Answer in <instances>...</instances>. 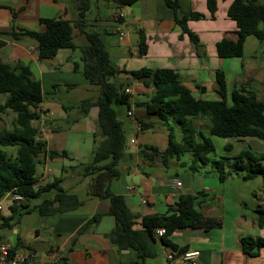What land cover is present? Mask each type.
<instances>
[{
  "label": "crops",
  "instance_id": "obj_1",
  "mask_svg": "<svg viewBox=\"0 0 264 264\" xmlns=\"http://www.w3.org/2000/svg\"><path fill=\"white\" fill-rule=\"evenodd\" d=\"M215 1L216 10L212 13L208 0H180V18L189 16L192 12L204 15L187 21L188 29L197 37L196 41L176 24L175 13L165 0H136L126 5H120L116 0L91 1L86 29L95 31L96 29H89V26L98 28L96 32L103 40L112 64L118 70L112 79L122 83L124 89H131L130 106L124 112L127 123L135 125L134 135L130 138L131 142L132 139L135 140L134 148L130 145L126 147L125 160L120 163V175H124L126 185L111 190L125 197L128 206L137 215V227L140 226L143 215L165 213L182 194L196 195L201 192L199 188H203V193L210 191L212 185L207 177L213 170L204 165L193 170L190 166L181 164L180 156H171L164 163L162 152L168 142L159 147L150 143L145 138L147 133L144 132L149 129L154 132L162 129L169 135L168 122L149 114L144 105L154 93L155 85L150 80L136 79L131 72L144 67L172 68L178 72L180 82L191 88L196 97L216 99V74L218 69H223L229 93L235 87L244 85L264 100V54L245 53L251 35L245 41L243 56L218 55L217 43L223 38L236 39L237 25L227 13L233 0ZM260 1L264 4V0ZM77 4L76 0H0V38L5 40L0 48V62L29 65L34 77L41 81L44 91L40 116L33 120L38 129V139L46 147V151L36 158L38 185L56 178L63 180L67 168L86 163L82 161L83 158L89 154L91 156L94 148L93 138L99 108L96 104L90 108H82L81 104L86 99L95 102L99 97L100 87L91 84L84 75L81 46L87 40L86 34L74 26L73 40L77 48H61L54 58L40 59L37 41L24 33V30H42V17H60L74 23L78 18ZM115 10L123 12V17L116 19L113 16ZM141 32L145 34L146 41L144 54L140 52ZM80 86L91 92L90 97L76 101L61 100L60 94L76 90ZM129 111L134 114L132 118L128 116ZM137 121L148 122L149 127L141 129ZM169 123L175 126L176 139L180 140V126L173 119ZM245 138L249 137L243 139ZM146 146H155L159 151L156 153L149 149L144 152ZM13 150L14 153H8L12 158L17 152V149ZM50 150L66 151L68 156L52 158L48 154ZM148 153L152 156L149 157ZM187 153L192 161V152ZM185 154L186 152L182 156ZM214 171L215 174L218 173L216 169ZM197 174L200 176H196ZM86 179L90 180V177H84ZM177 181H181V185L178 186ZM11 196L8 193L0 200L2 204L5 200L8 208L5 211L2 205L1 215H11ZM83 200L84 204L76 210L60 213L56 217L40 216L30 230H23L22 224L14 225L8 230L16 238L9 239L3 234L0 239L12 242L17 248L28 247L34 253L38 264L46 263L50 251H57L61 261L66 264H122L128 259L130 250L118 251L108 237L116 226V219L110 213V198H98L89 194ZM204 204L205 211H201V219L191 227L177 229L170 235V239L184 247L186 252L199 251L195 260L190 262L264 264V247L257 253L249 254L242 246V237L251 236L245 234L246 229L256 224L245 214H237L232 222H228L223 203L221 206H213L214 208L211 201ZM32 211L25 214L29 215ZM94 215L98 217L92 220ZM215 222L220 224L210 227ZM1 230L6 231L7 228ZM168 250L169 247L157 239V255L149 258L148 262L168 264ZM153 258L156 262L152 261ZM171 262L185 263L180 257Z\"/></svg>",
  "mask_w": 264,
  "mask_h": 264
},
{
  "label": "trees",
  "instance_id": "obj_2",
  "mask_svg": "<svg viewBox=\"0 0 264 264\" xmlns=\"http://www.w3.org/2000/svg\"><path fill=\"white\" fill-rule=\"evenodd\" d=\"M76 1L78 18L74 23L60 17H42L40 18L42 30H24V33L37 41L40 59L54 58L61 48H77L73 40L74 26L86 34L87 42L81 46L84 75L91 84L100 87V94L95 102L86 99L81 104L82 108H90L93 104L99 108L92 154L88 162L79 164L82 176L90 177L87 191L91 196L109 197L111 200L110 213L116 219V226L108 237L118 251L130 250L128 259L122 264H152L148 259L157 255L155 230L160 227L166 229L159 238L160 242L176 250L179 257L186 249L174 243L170 235L177 229L191 227L202 218L201 211L195 206L197 195L182 194L165 213L143 215L139 222L140 226L137 227V215L132 212L125 197L111 190L112 180L121 174L118 164L128 146L124 122L118 117L113 104L126 103L130 106V94L125 92L122 83L112 79L118 70L112 64L100 35L96 31L86 29L87 13L92 0ZM116 1L120 5H126L136 0ZM165 2L174 11L176 24L196 41L197 37L188 29L187 21L204 15L192 12L189 16L180 18L178 16L180 0ZM208 5L214 13L216 1L208 0ZM227 13L236 22V39L223 38L217 43L220 57L243 56L245 41L249 35H255L264 41V4L260 0H233ZM4 44L5 40L0 38V48ZM145 49V34L141 32V54L145 53ZM131 73L136 79L150 80L155 85L150 100L144 103L147 112L166 122L173 119L180 126L182 133L180 140L176 139L175 126H168V145L162 152L164 163H167L171 156H181L191 151L193 160L190 167L193 170H196L200 163L212 162L222 181L234 170H246L245 179H252L260 174L264 182V150L256 153L250 148L241 149L228 157L233 158V167L225 170L223 158L210 156L215 151L212 139L197 129L194 121L199 117L208 118L207 127L211 135L224 138L257 137L264 140V100L260 99L255 91L239 85L229 93L223 69H218L216 74L215 91L218 94L216 99L196 97L191 88L180 82L178 72L172 68L144 67ZM1 93H6L7 96L3 103L0 101V117L9 111L14 112L16 116L12 128L0 131V200L8 193H18L24 196L25 203H12L10 216L0 214V228L14 227L13 220L22 206L25 207V213L37 209L43 217H56L60 213L78 209L84 204V200L77 193L65 189L61 184L62 178L37 184L36 158L46 151L44 143L38 139V129L33 124V120L40 116V105L44 100L41 81L34 77L29 65L0 62ZM139 122L141 129L149 127L148 122ZM8 146H17L14 158L3 148ZM146 147L144 152L149 149L156 153L159 151L155 146ZM226 148L231 150L233 144L227 143ZM48 154L52 158L68 156L66 151L50 150ZM147 155L152 156L149 153ZM49 191H53V195L43 197L39 203H30L32 198ZM199 202L202 204L205 199ZM97 217L94 215L92 220ZM255 222L260 227L264 226V208L257 209ZM219 224L215 222L210 227ZM242 246L249 254L257 253L264 247V237L244 236ZM59 264L66 263L60 260ZM168 264L174 263L169 261Z\"/></svg>",
  "mask_w": 264,
  "mask_h": 264
},
{
  "label": "rangeland",
  "instance_id": "obj_3",
  "mask_svg": "<svg viewBox=\"0 0 264 264\" xmlns=\"http://www.w3.org/2000/svg\"><path fill=\"white\" fill-rule=\"evenodd\" d=\"M112 22V21H110ZM89 29H98L94 26H89ZM95 30V31H96ZM87 42V40H86ZM85 42V43H86ZM245 53L248 55L251 54H264V41L260 40L258 37L255 35H251L247 47L245 50ZM75 77V76H74ZM90 91H87L83 86H80L76 90H69L68 92H64L63 94H60V98L62 101H76L80 98H86L90 97ZM7 96L6 93H1L0 94V101H4L5 97ZM113 107L117 111L118 117L123 120L124 126H125V136H126V141L127 144L130 145L132 148H134V142L130 141L131 136L134 135L135 132V125L134 123H127L126 121V116L125 112L127 108V104H113ZM16 114L12 111H9L6 114H2L0 117V131L5 129V128H12L13 127V120L15 118ZM129 118H132V116L128 115ZM169 125H171L168 122ZM195 124L198 129L202 130L205 135L210 137L215 145V151L210 154L212 158H223V165L225 170H229L233 167V158H228L231 157L232 155L238 153L241 149L243 148H250L254 152L258 153L262 150H264V140L257 138V137H249L245 139L241 138H224L220 137L217 135H211L209 133V130L207 128L209 124V119L208 118H197L195 120ZM147 133V140L150 141V143L156 144L159 147L162 146V144L165 142L167 144L168 142V135L165 133V130L159 129L157 131H152L149 129V131H144ZM154 132V133H152ZM94 141V138H93ZM227 143H232L233 148L231 150H228L226 148ZM17 149L16 146H8L5 147L4 149L7 150L9 153H14L13 149ZM9 149V150H8ZM175 158L179 157L177 155H174ZM182 163L184 165H191V160H189V155L186 152L185 155L180 156ZM90 159V154L83 158L82 161L88 162ZM125 160V157H123L120 160V163H122ZM193 160V159H192ZM74 163V162H71ZM70 163V164H71ZM120 163L118 164V168L120 169ZM76 164V163H75ZM184 165H182L184 167ZM199 165H204L207 166L208 168H212L213 172L209 173L207 177V180L209 181V184L212 185V189L207 193H203L202 189L199 188L201 192H198L196 195V203L195 206L198 210L200 211H205L204 203L207 201L212 202V207L213 206H221L223 203L225 208H226V218L228 222H232L233 217L235 215H246L249 217L251 221H253L256 225H250L247 229L245 234L246 235H251L254 237L258 236H264V228L259 227L257 223L255 222V219L257 218V209L259 208H264V182L262 179V176L260 174H257L254 178L252 179H245L244 174L246 173V170H234L229 174V176L225 180H220L219 176L215 174V167L212 165V162H208L206 164H198ZM188 169V168H187ZM121 171V169H120ZM181 172L182 169H181ZM217 172V171H216ZM196 174V173H195ZM196 176H200V174H197ZM189 179V178H187ZM62 186L71 191L75 192L79 195L81 199L87 198L89 195L87 191V185L89 182V179L84 180V177L81 174V167L79 165L71 168H67V171L64 172L63 175V180H62ZM111 189L112 190H117L118 188H121V186L126 185L125 183V177L124 175H120V177L115 178L111 182ZM53 191H49L43 195H40L36 198L31 199V203H36L40 202L43 197L45 196H51L53 195ZM202 204H200L199 201L204 200ZM5 207V211H8V208L6 207V202L3 200V204ZM25 207L22 206L15 218L14 222L15 225L20 226L23 230L25 229H32L34 225L38 222V218L43 216L39 213V211L36 209L33 213L26 215L24 212ZM207 208H209L207 206ZM214 208V207H213ZM10 214L12 215V210L10 211ZM10 216V215H9ZM23 217V218H22ZM21 221V222H20ZM5 234L6 238L9 239H15L16 236L15 234H11L10 230L2 231L0 228V235L3 236ZM153 262L155 261V258L152 260Z\"/></svg>",
  "mask_w": 264,
  "mask_h": 264
},
{
  "label": "built area",
  "instance_id": "obj_4",
  "mask_svg": "<svg viewBox=\"0 0 264 264\" xmlns=\"http://www.w3.org/2000/svg\"><path fill=\"white\" fill-rule=\"evenodd\" d=\"M123 12L115 10L113 13V16L116 19H120L123 17ZM125 92L130 93L131 89L129 87H126ZM130 116H134L133 112L129 111ZM138 126L141 128V123L137 121ZM132 142H135L134 139H132ZM177 185H181V181H177ZM11 200L13 203L20 204L25 200L24 196L18 193H10ZM2 202L0 201V210L2 209ZM166 232V229L164 227L157 228L155 230V236L160 241V237ZM199 255V251H187L181 254L179 257L184 262H190L195 260V258ZM167 259L169 261H173L175 258H177L178 254L177 251L169 248V250L166 253ZM47 261L45 264H59L61 260V256L57 251H50L47 254ZM0 264H38L36 262L34 253L28 248V247H20L17 248L12 242H9L7 240L0 239Z\"/></svg>",
  "mask_w": 264,
  "mask_h": 264
}]
</instances>
